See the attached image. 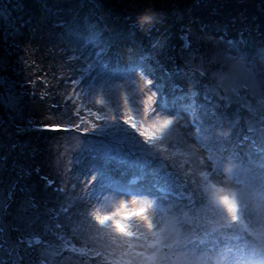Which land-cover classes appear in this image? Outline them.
Here are the masks:
<instances>
[{
    "label": "clouds",
    "instance_id": "clouds-1",
    "mask_svg": "<svg viewBox=\"0 0 264 264\" xmlns=\"http://www.w3.org/2000/svg\"><path fill=\"white\" fill-rule=\"evenodd\" d=\"M160 18L145 6L135 23L147 33ZM181 74L183 87L171 81L170 93L165 92L174 100L171 112L159 108L158 81L143 66L109 86L111 102L99 90L81 91L88 115L100 122L118 119L133 129L162 171L171 174L172 184L155 195L102 194L85 202L70 223L110 264H264V155H241L234 115L218 116L198 131L190 123L194 111L177 99L187 91L230 96L250 77L264 88V62L216 40L206 52L190 53ZM149 94L152 103L145 108ZM252 103L264 114L259 96ZM109 198L115 204L105 207ZM132 200L138 202L134 208ZM121 202L127 207L120 208Z\"/></svg>",
    "mask_w": 264,
    "mask_h": 264
},
{
    "label": "rangeland",
    "instance_id": "rangeland-1",
    "mask_svg": "<svg viewBox=\"0 0 264 264\" xmlns=\"http://www.w3.org/2000/svg\"><path fill=\"white\" fill-rule=\"evenodd\" d=\"M96 1L93 2L94 5L92 4L95 8L94 12L81 3H65L59 21H54L52 25L50 41H48L49 38H45L47 41L45 42L44 39V42L41 41L37 46L31 45L29 42L25 43L26 57H28L31 68H34L28 77L31 84L30 93L28 97L20 98L11 87H8L7 97L14 99V103L11 105L6 104L12 111V119L6 120L0 116V143L10 146L13 143L23 144L27 141L32 150L31 154L25 151L21 155L20 148L17 147L7 153L9 169H11L13 161L18 166L30 170L38 167L39 173L33 171L28 181L35 187L36 198L42 205H44V201H47L44 207L52 208L53 213L59 210L61 203L67 209L66 212L53 218L54 214L46 213L42 207L39 213L29 214L28 219L32 221V226L26 230L19 221L13 218L18 214L20 202L23 199L21 193L18 191L15 193L12 215L7 218L4 232L0 234V243L4 244L6 248H15L17 239L21 235L31 236L33 241L41 240L42 244L36 245L35 248L32 244L35 252L25 245L20 246L21 254L27 251L36 264H45L46 260L48 264H79V261L85 258L72 255L70 251H64L59 256L53 255L54 252L65 246L70 248L72 244H76L79 247L83 243L80 236H74L68 227L69 214H73L74 218L82 210L85 202L96 200L105 193L113 197L137 194L132 189V185L122 183L118 176L112 175L106 170L107 161L111 159L114 160L113 163L124 162L126 167H138L143 162L137 155H129L119 146L120 142H128V140L125 141L119 133H116L117 129L113 131L111 140L93 134L86 137L81 135L71 127L76 122V117L73 113L67 112V107L63 103L68 105L70 102L69 90L71 91L74 87L81 88L82 84L77 85L79 80L76 76H79L83 69L90 70L92 74H90L87 84H83L87 85L89 89L97 88L96 90H99L106 100L111 101L112 93L109 86L113 82L125 80L135 67L143 65V62L139 61L137 50H134L133 54L126 52L128 56L131 55L130 57L134 61L133 66L115 65L110 61H105L101 70L96 68L97 56H99L98 48L96 42L92 40V31L85 27H90V24L106 23L104 9L107 10L105 12H109L112 5L117 8L121 7L122 10L120 9L119 13L123 20L136 26V15L143 7L151 6L160 12L161 16L171 7L163 0H108L110 3L106 0ZM114 21L117 22L115 18ZM128 23L126 25L130 26ZM196 39L198 41L196 47L188 48V36L178 35L175 42L179 40L180 46L178 52H174L175 56H170V50L179 44H170L168 55L170 63L176 62L183 65L185 58L190 53L206 52L210 44L216 40L225 42L230 49L237 53L246 54L248 59L257 64L264 62L261 48L257 44L246 46V43L241 41H227L215 38V36L206 38L203 35ZM166 42L168 43V41ZM149 49L155 58H158L156 65H160L159 58L163 53L160 43L156 49L153 46ZM177 60L179 61L177 62ZM165 61L163 65H165ZM38 67L39 69L35 70ZM224 70L227 72L226 68ZM163 71V68L158 69L159 74ZM67 86H69V90L66 88ZM42 92L47 94L43 102L39 98ZM209 97L212 96L209 95ZM197 103H204L206 107H211V104L204 100V93H201L197 98ZM173 104L174 100L169 98L168 100H158L159 108L167 112L173 110ZM238 107L239 103H234L232 111L235 112ZM250 116L251 114L246 109H240L239 120L236 124L235 139L244 142L249 151L248 155L244 154V156H255L253 150L250 149L251 141L241 139V136L249 135L247 129ZM30 123L34 124V127H28ZM18 127L25 128V132L18 134ZM3 154H5V150L0 149V155ZM14 175V172L6 171L5 181H10ZM91 178L92 184L89 185L88 181ZM47 181L52 182L49 188ZM4 187L7 188V183ZM114 204L115 201L109 198L105 207H111ZM56 222L63 223L65 227L56 228Z\"/></svg>",
    "mask_w": 264,
    "mask_h": 264
},
{
    "label": "trees",
    "instance_id": "trees-1",
    "mask_svg": "<svg viewBox=\"0 0 264 264\" xmlns=\"http://www.w3.org/2000/svg\"><path fill=\"white\" fill-rule=\"evenodd\" d=\"M95 1L0 0L1 117L6 120L12 119V111L5 103L8 87H11L20 98H26L30 93L31 84L28 77L31 70L34 71V68H31L28 57H26L27 52L24 50L26 44L29 42V44L37 46L45 38H49L48 41H50L52 25L54 21H59L65 3H81L91 12H94L95 8L92 4ZM163 2L169 4L171 8L161 16L151 31L147 33L139 31L137 26L123 20L122 15L119 13L121 7L117 8L112 5L109 12H105L107 10L103 8L107 22L100 25L90 24V27H85L92 31V40L96 42L98 48L99 56H97L98 64L96 68L101 70L105 61L122 65V62L117 58L123 57L132 60L131 55L128 56L126 52L133 54V51L137 50V55L140 57L139 61L143 62V65L140 66H143L158 81L157 86L161 89L159 100H168L169 96L165 95V92L170 91L171 81H175V85L180 87L185 84V77L181 74L183 65L176 62L170 63L171 60L168 56L170 44H179L175 48H171L170 56H175L174 52L180 46L179 40L175 42L178 35L185 34L188 36V48L192 46L195 48L198 43L196 38H200L201 35L206 38L215 36V38L227 41H241L244 44L246 43V46L257 44L264 56V0H163ZM108 3L110 2L108 1ZM114 18L117 22L114 21ZM127 23L130 26H127ZM44 41L46 42L47 39ZM158 43H160L163 51L159 58L160 65H156L158 64V58H155L153 53L149 51V47L152 46L156 49ZM166 58L168 60L165 61ZM164 61L165 65H163ZM161 68L164 71L159 74L158 69ZM37 69L39 67L35 68V70ZM90 74V70L83 69V72L76 76L79 83L82 84L80 85L81 88L74 87L70 91L69 86L66 87L69 90L68 98L70 102L68 105L65 102L63 104L67 107V112L69 114L73 113L76 117V122L71 127L85 137L93 134L110 140L113 131L117 129L118 132L116 133H119L125 141L128 140V142H120L119 146L129 155H137L143 162L138 167H126L123 164L124 162L113 163L114 160L111 159L107 161L106 170L112 175L118 176L122 183L132 185V189L137 194H156L158 190L164 191L172 184V176L162 171L159 162L152 156L148 147L135 131L120 120H115V123L111 121L98 122L95 117L88 115L86 108L81 107L82 101L78 98L80 91L87 93L89 90L97 89H89L87 85L83 84H87ZM46 92L39 95L42 102L46 99ZM107 101L111 102L112 100ZM92 123H97V126L90 128ZM85 127L90 129L84 131ZM242 137L241 139H243ZM237 141L242 149L241 155H248L249 151L246 144ZM250 149L253 150L255 155L258 154L253 146ZM47 183L49 188L52 182L47 181ZM53 214V218H55L56 215ZM39 241L40 243L33 241L34 248L36 245L42 244V241Z\"/></svg>",
    "mask_w": 264,
    "mask_h": 264
},
{
    "label": "snow or ice",
    "instance_id": "snow-or-ice-1",
    "mask_svg": "<svg viewBox=\"0 0 264 264\" xmlns=\"http://www.w3.org/2000/svg\"><path fill=\"white\" fill-rule=\"evenodd\" d=\"M193 84H197L194 80ZM79 86V81L77 82ZM198 86V85H197ZM201 93L194 91L182 92L180 96L177 97L178 100H183L184 103L194 111L193 118L190 123L193 127L197 128L198 131L204 128L206 123H210L214 118L224 115H234L236 117L234 123L237 124L240 115V109H246L248 113L251 114V119L248 124V133L243 137L244 141H251L253 148H256L258 155H264V114L258 113L257 108L253 106L252 97L259 96V103L264 104V88L257 85L254 78H249L244 84L234 87L230 96H217L215 98L209 97L207 93H204V100L211 104V107H206L204 103H197V98ZM75 95V93H74ZM80 101H82L81 91L78 95ZM244 101L243 103H240ZM5 103L11 105L14 103L12 97H7ZM152 103V96L149 94L144 99L145 108H149ZM234 103H239V107L235 112L232 111V106ZM127 111V110H126ZM98 122L99 118H96ZM97 122V123H98ZM97 123H92L90 128L97 126ZM28 127H34V124L30 123ZM85 127L83 130L87 131L90 129ZM25 132V128L18 127L17 133ZM258 146V147H257ZM20 148V154L23 155L25 151L31 154V149L28 146L27 141L23 144L13 143L10 146H6L0 143V149L5 150V154L0 155V234L4 232V226L7 222V218L12 215V205L14 203L15 193L18 191L23 195V199L20 202L19 212L13 218L23 227L28 230L32 226V221L28 219L29 214L39 213L44 208L46 213H52V208H46L44 205L47 201H44V205L41 204L40 200L34 195L35 187L28 183L32 172L39 173V168L28 169L25 167L18 166L15 161L11 166L8 167V154L12 149ZM6 171L14 172V177L10 178V181L6 182L4 179V174ZM7 183V188L5 184ZM136 200L130 202L131 207L137 205ZM142 203V202H141ZM127 207L123 202H121L120 208ZM118 209L117 211H119ZM67 209L64 207L63 203L60 204L59 210L56 211L55 215L58 217L61 213L66 212ZM73 221V214L68 216V227L71 229L74 236L76 233V226ZM55 227L58 229L64 228L65 225L60 222L55 223ZM81 238V237H80ZM83 243L81 246L72 244L71 247L65 246L60 250L53 253L54 256L61 255L64 251H70L72 254L78 257H84L81 259L79 264H110L108 257L104 256L99 250L90 246L83 238ZM40 243L39 239L35 241ZM33 239L31 236L21 235L17 239V244L15 248H6L4 244L0 243V264H36L35 261L31 259L28 252L25 251L23 254L20 252V246L25 245L28 249L34 251L32 248ZM45 264H48L47 260ZM118 264V261H117Z\"/></svg>",
    "mask_w": 264,
    "mask_h": 264
}]
</instances>
